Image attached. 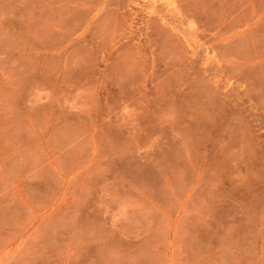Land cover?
<instances>
[{"label": "rangeland", "instance_id": "374dc122", "mask_svg": "<svg viewBox=\"0 0 264 264\" xmlns=\"http://www.w3.org/2000/svg\"><path fill=\"white\" fill-rule=\"evenodd\" d=\"M0 264H264V0H0Z\"/></svg>", "mask_w": 264, "mask_h": 264}]
</instances>
